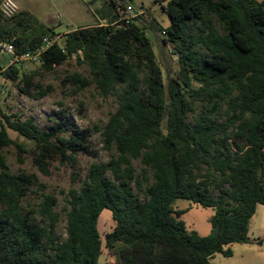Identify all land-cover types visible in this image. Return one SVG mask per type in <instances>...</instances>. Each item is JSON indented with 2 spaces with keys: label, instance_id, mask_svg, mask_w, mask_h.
<instances>
[{
  "label": "trees",
  "instance_id": "obj_1",
  "mask_svg": "<svg viewBox=\"0 0 264 264\" xmlns=\"http://www.w3.org/2000/svg\"><path fill=\"white\" fill-rule=\"evenodd\" d=\"M157 1L167 27L142 14L117 28L127 0H86L98 5V23L68 31L43 53L44 72L76 58L102 96H116L103 127L80 128L61 110L43 130L0 106V264H99L104 250L115 264H213L218 253L232 256L227 245L249 242L250 220L264 205V0ZM148 32L162 55L170 45L178 56L167 83ZM58 34L26 11L7 16L0 8V40L18 55ZM1 75L34 100L52 90L17 65ZM65 82L78 90L92 85L79 73ZM8 129L33 142L34 164L45 176L54 161L96 156V134L110 153L67 193L65 238L56 232L54 195L42 192L37 207L27 208L33 187L45 186L34 174L10 172L2 150H26ZM179 199L214 210L209 235L187 229L180 219L187 209L174 207ZM104 210L114 225L103 239Z\"/></svg>",
  "mask_w": 264,
  "mask_h": 264
},
{
  "label": "rangeland",
  "instance_id": "obj_2",
  "mask_svg": "<svg viewBox=\"0 0 264 264\" xmlns=\"http://www.w3.org/2000/svg\"><path fill=\"white\" fill-rule=\"evenodd\" d=\"M11 1L19 10L30 13L39 22L50 27L56 33H61L60 42L64 39L65 31L98 23L97 15L94 13V9L98 5L88 6L86 0ZM127 2H132L138 10L143 9L144 14L155 18L160 26L167 27L169 25L167 17L160 12L161 4L157 0H127ZM121 4L125 5L124 2H121ZM147 34L152 39L158 61L163 69L165 83H167L168 70L171 68L174 73H177L179 69L178 56L173 54L170 45L166 46V55H162L155 44L154 35L150 32ZM10 61V56L0 52V106L5 113L17 116L21 120L33 119L40 129L45 130L52 125L55 122V113L61 110L66 111L80 128H92L95 125L103 127L117 108L116 96H102L97 85L93 82V77L90 75L87 65L79 64L76 58L67 60L51 72H44L39 66L32 63L17 64L22 73L35 74V83L42 85L44 88L52 89L49 95L41 100H34L23 95L19 90V81L6 80L1 75V71L9 66ZM76 73L87 78L92 82V85L84 90H78L74 85L66 84V78ZM199 109L201 108L199 107ZM225 109V106L221 109L222 120H225ZM193 118L194 115H191L190 121ZM8 133L13 140L26 150L25 153H20L15 146L2 150L1 153L6 157L10 172L13 174H34L38 177L39 182L45 186L43 191L33 187V192L29 193L25 199L27 208L37 207L41 201L40 194L42 192L54 195L57 198L56 211L59 214L56 232L65 238L68 212L67 193L71 189H80L91 163L107 162L110 153L103 148L100 135L96 134L91 139L96 156L80 155L75 164H61L59 161H54L49 166L50 174L45 176L34 164L33 151L35 146L33 142L11 129H8ZM134 166L137 173H139L141 169L139 160L134 161ZM214 195L217 196L218 192H214ZM174 207L175 209H187V212L180 219L185 222L189 231H196L202 236L211 233L210 218L214 214L212 208H203L182 199L176 200ZM113 222L111 212L104 210L98 221L103 239L106 233L111 231L114 225ZM105 254V257H108L106 250ZM211 261L213 264H242L243 259L239 254L234 257H224L221 254H216Z\"/></svg>",
  "mask_w": 264,
  "mask_h": 264
},
{
  "label": "built area",
  "instance_id": "obj_3",
  "mask_svg": "<svg viewBox=\"0 0 264 264\" xmlns=\"http://www.w3.org/2000/svg\"><path fill=\"white\" fill-rule=\"evenodd\" d=\"M0 8L7 16H12L19 10L11 0H3ZM142 14H144L143 9L138 10L132 2H128L125 4L120 20L114 23V25L117 28L126 27L128 26V24L134 22V20ZM61 36V34L55 36H46L43 39L42 45L38 49L25 52L21 55H18L16 53L15 46L12 43L0 40V52L2 54L10 56L11 61L9 63V66L21 63H32L36 66L42 67L44 65L43 53L48 48L53 46L56 42H58Z\"/></svg>",
  "mask_w": 264,
  "mask_h": 264
},
{
  "label": "crops",
  "instance_id": "obj_4",
  "mask_svg": "<svg viewBox=\"0 0 264 264\" xmlns=\"http://www.w3.org/2000/svg\"><path fill=\"white\" fill-rule=\"evenodd\" d=\"M77 28L79 27L69 29L65 31L64 34H66L68 31ZM248 236V243L230 244L227 245L225 249L229 248L232 251L231 257H234L235 255L239 254L240 257H242L243 259L242 264H255L256 261L258 264H264V205L262 204L257 205L256 213L250 220ZM105 256L106 254L104 250L99 259V264H115V259L113 256L109 254L108 257ZM215 256L216 255H214V257ZM213 258L211 260H213Z\"/></svg>",
  "mask_w": 264,
  "mask_h": 264
}]
</instances>
